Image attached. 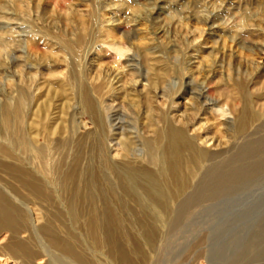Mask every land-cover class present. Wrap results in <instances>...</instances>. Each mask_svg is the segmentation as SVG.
Masks as SVG:
<instances>
[{
    "label": "rangeland",
    "instance_id": "rangeland-1",
    "mask_svg": "<svg viewBox=\"0 0 264 264\" xmlns=\"http://www.w3.org/2000/svg\"><path fill=\"white\" fill-rule=\"evenodd\" d=\"M58 1L0 0V247L264 264V0ZM115 40L133 49L117 63L101 49ZM176 132L214 146L175 154Z\"/></svg>",
    "mask_w": 264,
    "mask_h": 264
},
{
    "label": "bare ground",
    "instance_id": "bare-ground-1",
    "mask_svg": "<svg viewBox=\"0 0 264 264\" xmlns=\"http://www.w3.org/2000/svg\"><path fill=\"white\" fill-rule=\"evenodd\" d=\"M64 1V0H63ZM24 2V1H23ZM68 2V1H67ZM61 3V1H58V0H56V1H54L53 0V2H51V4H52V6H53V8H55V9H57L58 10V7L61 5L60 4ZM63 3V2H62ZM64 3H66V2H64ZM69 4V3H68ZM62 6V5H61ZM60 6V7H61ZM68 6V5H67ZM59 7V8H60ZM63 7V6H62ZM64 7L65 8H67L65 5H64ZM52 9V8H51ZM56 10V11H57ZM65 10V9H64ZM58 12H60L59 10H58ZM108 27V26H107ZM194 29V28H193ZM198 31L199 32H201V33H204L205 31H203L202 29H198ZM113 38V37H112ZM110 39V38H109ZM112 40V39H111ZM110 41V40H109ZM113 41H114V39H113ZM112 41V42H113ZM123 43V42H122ZM120 44L119 42L117 43L116 42V40H115V42L114 43H112V44H110V45H102L101 46V49L103 50V51H108V52H110V58L111 59H113L112 61H115L116 63L117 62H120V61H122L123 59L125 60V58H127L128 56H130V54L133 52V49L132 48H130V47H127V46H125L124 44ZM72 47V46H71ZM132 47V46H131ZM140 47V46H139ZM66 86H67V84H66ZM66 91H64V93H65ZM63 93V94H64ZM237 94H238V92H237ZM56 95V94H55ZM62 95V94H61ZM233 95H236V94H233ZM63 96H65V95H63ZM202 96H203V94H202ZM237 96V95H236ZM235 96V97H236ZM61 97V96H60ZM210 97H211V95H210ZM208 100V99H207ZM235 100H238L237 98H235ZM234 100V101H235ZM220 101V100H219ZM227 104V103H226ZM238 104V103H237ZM236 104V105H237ZM65 105V104H64ZM49 106V105H48ZM212 106V115L214 116V118H217V120H219V121H228V120H231V119H233L234 117V112H233V108L232 107H234V106H231V108H229V106L227 105L226 107H224L221 103H217V104H215V103H213V105H211ZM50 108V107H49ZM48 111H49V109H48ZM9 114H11L12 116H14L13 117V122H12V119H11V115H9ZM16 112H11V113H8V115H6V118H5V120H6V128L9 130H12L14 127H15V124H14V122H15V117H16ZM44 115H46V114H44ZM47 116V115H46ZM40 117V116H39ZM43 117V116H42ZM44 118H46V117H44ZM11 119V120H10ZM216 120V121H217ZM38 121V120H37ZM232 121V120H231ZM36 122V121H35ZM40 122V121H39ZM37 123V122H36ZM218 123V122H217ZM35 125V124H34ZM40 125V124H39ZM53 126V125H52ZM216 126V125H215ZM38 127V126H37ZM35 128V127H33V128H35V130H33V132H32V134H34V136H36V137H38V136H40L43 132H45V131H43V130H38V128H40V127H38V128ZM214 128V127H213ZM10 132V131H9ZM199 132V131H198ZM5 133V132H4ZM167 133V132H166ZM6 134V133H5ZM177 134V135H176ZM176 134H174L173 135V138H174V140L171 142V144H172V148H173V150L172 151H174V153L175 154H179V152L180 153H182L183 151H185V150H187V149H189L190 148V146H191V148H194V147H196L197 149H198V153H199V155H198V158H202V156H204V155H207V153L209 154V152L212 150V146H214V145H212L210 142L211 141H208L207 139H204L203 138V136L202 135H200V134H198V133H195V135L193 136V141H190V140H184L183 142L182 141H180L179 140V138H182V136L180 137L179 136V133H177L176 132ZM182 134V133H181ZM44 135V134H43ZM24 136V135H23ZM189 136V135H188ZM191 136V135H190ZM5 137H7L6 135H5ZM32 137V136H31ZM48 137V136H47ZM19 138H20V144L22 145V146H25V148L26 147H29V145H28V143H27V141L23 138V139H21V137L19 136ZM33 138V137H32ZM189 139H191V138H189ZM12 141V140H11ZM196 144H195V143ZM18 146V145H17ZM32 148H33V146H32ZM37 149V148H36ZM35 148H33V156H34V158H35V160L37 159V160H41V154H40V152L38 151V152H36L37 150H36ZM116 149V148H115ZM115 151V150H114ZM113 151V152H114ZM118 151V150H117ZM196 153V152H195ZM117 154H116V152H115V156H116ZM199 160V159H198ZM37 165V164H36ZM38 167V166H37ZM26 174L24 175V174H20V184L22 185V187L23 188H27L28 190H30V192L33 194V195H35V187H33V189H32V186L30 185H28V179H26ZM30 188V189H29ZM37 194V193H36ZM21 195V194H20ZM35 197V196H34ZM36 209V208H35ZM39 209H37V211H38ZM39 212V211H38ZM38 212H37V214H38ZM45 218V217H44ZM104 230V229H103ZM3 232H7V233H9L10 234V236H14V230H13V228H11L10 226H4V227H2L1 229H0V235L3 233ZM20 234V233H19ZM101 235V234H100ZM100 239V238H99ZM104 237L103 238H101V242H103L104 241ZM57 241V240H56ZM105 243H106V240H105ZM1 244V243H0ZM108 244V243H107ZM110 244H108L107 246H109ZM110 247V246H109ZM116 247V246H115ZM1 248V251L4 253V255L5 256H7V258H8V260H12L13 262H15V263H17V264H27V260H25L26 258H29V264H30V262L31 263H33V264H46V263H48V260L46 259L47 257L46 256H48V253L46 252V254H43L42 255V253L41 254H35V255H32V256H30L29 254H26L25 252H22V250H5L4 248H2V247H0ZM12 248V247H11ZM99 248V247H98ZM118 248V247H117ZM53 249H55V250H58V251H60V252H62L64 255H66V256H68V258H70V259H72L73 260V262L74 263H76V264H82L81 263V261H79V260H77V259H73L72 257H69L70 256V251H69V249L67 248V247H64V246H60V244L58 245V244H56V246L55 247H53ZM102 249V248H101ZM107 249V248H106ZM105 249V250H106ZM110 249V248H109ZM112 250V249H111ZM118 250V249H117ZM116 250V251H117ZM110 251V250H109ZM105 252H107V251H105ZM111 252V251H110ZM118 252V251H117ZM121 252V251H120ZM122 253V252H121ZM121 253H119V254H121ZM118 254V255H119ZM201 254V253H200ZM206 254V253H205ZM108 255V254H107ZM106 255V256H107ZM116 255V253H115V251H114V249L112 250V252L110 253V255L108 256V259H109V261H110V264H124L125 262H123V260H121L120 258H119V256H124L123 254L122 255ZM196 255V254H195ZM204 255V254H203ZM29 256V257H28ZM206 256V255H205ZM124 258H125V256H124ZM192 259V258H191ZM207 259H209V258H207ZM206 259V257H203V256H197L194 260H193V262H192V264H203L204 263V260L206 261L207 260ZM124 261H126L125 259H124ZM207 262V261H206ZM212 262V261H211ZM14 263V264H15ZM208 263V262H207ZM209 264H210V262H209Z\"/></svg>",
    "mask_w": 264,
    "mask_h": 264
}]
</instances>
